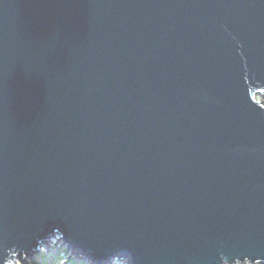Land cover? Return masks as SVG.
I'll list each match as a JSON object with an SVG mask.
<instances>
[{
    "label": "water",
    "instance_id": "obj_1",
    "mask_svg": "<svg viewBox=\"0 0 264 264\" xmlns=\"http://www.w3.org/2000/svg\"><path fill=\"white\" fill-rule=\"evenodd\" d=\"M264 0H0V264H264Z\"/></svg>",
    "mask_w": 264,
    "mask_h": 264
},
{
    "label": "rangeland",
    "instance_id": "obj_2",
    "mask_svg": "<svg viewBox=\"0 0 264 264\" xmlns=\"http://www.w3.org/2000/svg\"><path fill=\"white\" fill-rule=\"evenodd\" d=\"M256 101L260 102L264 107V95H257ZM52 247V251L47 252L45 249L41 248L43 244L39 247V252L34 255V257L29 258L24 257L22 261H16L13 264H90L87 261H82L67 252V249L59 244L57 239H51L48 242ZM113 264H123L114 262Z\"/></svg>",
    "mask_w": 264,
    "mask_h": 264
},
{
    "label": "bare ground",
    "instance_id": "obj_3",
    "mask_svg": "<svg viewBox=\"0 0 264 264\" xmlns=\"http://www.w3.org/2000/svg\"><path fill=\"white\" fill-rule=\"evenodd\" d=\"M41 248L45 249L47 252L52 251V247L49 244H43Z\"/></svg>",
    "mask_w": 264,
    "mask_h": 264
}]
</instances>
